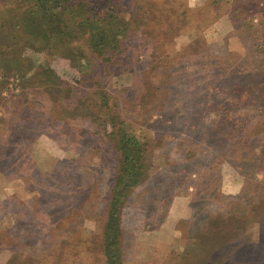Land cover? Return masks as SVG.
I'll list each match as a JSON object with an SVG mask.
<instances>
[{
    "label": "rangeland",
    "instance_id": "rangeland-1",
    "mask_svg": "<svg viewBox=\"0 0 264 264\" xmlns=\"http://www.w3.org/2000/svg\"><path fill=\"white\" fill-rule=\"evenodd\" d=\"M116 1L118 61L51 44L0 61V264H106L120 130L144 168L120 264H264V5ZM21 4L0 0V43Z\"/></svg>",
    "mask_w": 264,
    "mask_h": 264
},
{
    "label": "trees",
    "instance_id": "trees-1",
    "mask_svg": "<svg viewBox=\"0 0 264 264\" xmlns=\"http://www.w3.org/2000/svg\"><path fill=\"white\" fill-rule=\"evenodd\" d=\"M92 2L93 0H21L22 4L12 12L13 18L5 17L13 25L10 27L14 28V31L10 32L9 42L0 43V61H14L21 70L23 62L26 61L21 52L23 48L29 46L51 49V45L57 47V50L53 51L70 58L75 57L77 50L84 53L86 48L94 53L100 51L105 62L110 59L118 61L123 54L124 45L121 38L127 33L128 21L120 19L116 0H100L97 5ZM257 2L258 6L264 5V0ZM5 34H8V31H3L0 39ZM58 44H69L72 49H59ZM45 77V83H50L51 80L47 76L41 79ZM238 121L236 119L227 125L234 129ZM124 132H118L117 140L113 144L118 166L121 168L118 169L115 192L103 234L106 264H120V254L114 246L121 235L118 212L121 199L144 173L143 165L139 162L140 145L133 138H127ZM224 157L226 159L227 154Z\"/></svg>",
    "mask_w": 264,
    "mask_h": 264
}]
</instances>
